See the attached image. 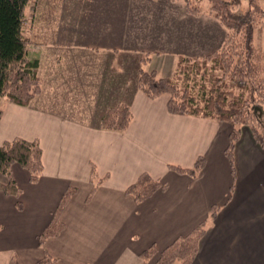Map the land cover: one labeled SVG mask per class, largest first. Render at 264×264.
<instances>
[{
    "label": "crops",
    "instance_id": "obj_1",
    "mask_svg": "<svg viewBox=\"0 0 264 264\" xmlns=\"http://www.w3.org/2000/svg\"><path fill=\"white\" fill-rule=\"evenodd\" d=\"M75 3L70 26L61 16L58 33L50 28L35 33L48 37L28 49L36 55L37 70L42 61L61 66L56 62L62 60L61 74L80 80L91 98L95 91L104 111L116 93L132 119L118 132L34 100L4 105L0 145L15 137L38 140L42 171L31 182L26 169L10 166L21 194L0 190V264H35L45 254L55 262L43 264H153L165 247L203 222L192 264H264V149L250 131L242 128L230 164L225 155L230 124L170 114L167 95L149 99L137 87L129 95V81L115 78L127 76V57L141 52L204 56L220 46L224 28L209 18L195 20L181 0ZM117 55L120 68L113 73ZM85 79L97 83L86 86ZM200 156L204 166L195 176L170 168L191 169ZM142 173L165 189L136 202L125 190ZM7 182L0 173V185ZM69 188L75 192L60 214L62 232L40 245L37 236ZM150 246L157 253L144 262L139 254Z\"/></svg>",
    "mask_w": 264,
    "mask_h": 264
},
{
    "label": "trees",
    "instance_id": "obj_2",
    "mask_svg": "<svg viewBox=\"0 0 264 264\" xmlns=\"http://www.w3.org/2000/svg\"><path fill=\"white\" fill-rule=\"evenodd\" d=\"M181 1L187 14L198 16L202 12L199 6L201 0ZM204 1L209 14L224 28L220 46L204 56L179 57L172 76L159 77L153 70L145 71L141 67L137 71L136 87L149 99L167 95L166 109L170 114L230 124L225 155L232 164V152L244 127L264 149V117L260 112V104L264 101V51L257 49L253 42L254 32L264 18V10L257 0H248L245 14L235 13V8L239 7L242 0ZM29 2L30 0H0V99L19 106L29 105L40 92L38 61L36 55L28 51L35 42L30 41L23 32L25 8ZM2 114L3 107L0 104V118ZM131 119L129 105L119 103L104 111L97 127L121 132L128 127ZM41 155L42 150L36 139L28 141L15 137L4 141L0 145V173L8 182L0 185V190L18 198L21 191L10 175V166L17 163L28 171L29 180L36 182L42 171ZM203 166L204 159L200 156L191 169L170 168L195 176ZM164 189L165 184L142 173L125 193L136 202H141L157 190ZM74 192V188H69L61 197L50 223L37 236L40 245L47 238L62 232L64 225L60 221V214ZM16 206L20 208V202H16ZM216 210V207L211 208V217ZM204 228L205 222L188 234L177 237L159 253L153 264H192ZM156 253L155 247L150 246L139 257L147 262ZM48 262L54 263L55 260L45 254L35 264Z\"/></svg>",
    "mask_w": 264,
    "mask_h": 264
},
{
    "label": "rangeland",
    "instance_id": "obj_3",
    "mask_svg": "<svg viewBox=\"0 0 264 264\" xmlns=\"http://www.w3.org/2000/svg\"><path fill=\"white\" fill-rule=\"evenodd\" d=\"M79 1V0H76ZM197 1V0H196ZM200 1V0H199ZM259 6L264 10V0L256 1ZM79 5V3H78ZM76 6L75 0H30L29 4L25 8V25H24V34L30 39L32 42H37L39 40H48V37H38L42 31L47 30L48 28L59 31L64 26V21L66 25H71V19L73 16L72 7ZM199 6L201 7V13L198 16H195V20H201L205 18H209L212 22H217L212 18L207 10V3L204 0L199 2ZM248 10V0H242L239 7L235 8V13L237 14H245ZM61 16L66 18L64 21L61 19ZM215 24V23H214ZM217 26V25H216ZM254 32V45L257 49L264 51V18L262 22L258 25ZM49 29V30H50ZM223 30V29H222ZM224 31V30H223ZM222 31V32H223ZM38 33V34H35ZM58 33V32H57ZM223 39L221 38L219 42L222 43ZM32 44V43H31ZM33 45V44H32ZM148 54V56H147ZM179 57L190 58L186 56L179 55L172 56L168 54H154L149 52H141L138 55H131L127 57V71L123 73L127 76L125 77H115L118 83L119 80H128L129 81V95H131L132 90L137 86V71L139 68H143L145 71H154L159 77H168L172 76L177 68V62ZM98 65H100V56H98ZM122 57L120 55L116 56V59L112 65L111 71L114 73L117 68H120V59ZM146 58H149L146 60ZM194 58V57H191ZM124 59V58H123ZM93 60V59H92ZM146 61V62H145ZM48 62V63H47ZM51 61H42L43 68L40 71L37 70V76L40 81V92L36 94L32 102L36 101L38 104H42L45 108H55L60 109L65 115L70 116L71 114L77 115L78 118H87L90 121L94 120L98 122L100 119V115L102 111H104V103L100 105L97 101V94L92 93V98L89 95V90H85L86 88L80 87L81 81L70 77L63 76L62 70L64 62L60 60L58 63L61 66H57V64L49 65ZM53 62V61H52ZM55 63V62H53ZM119 64V65H118ZM48 65V66H47ZM80 65V64H79ZM76 66V65H75ZM72 67V66H71ZM50 68L52 71H50ZM110 72V71H108ZM54 74V75H53ZM127 82V81H126ZM79 83V84H78ZM84 85H95L97 83V79L93 81L91 84L88 79L83 81ZM85 90V91H82ZM116 90L114 91V93ZM99 95V94H98ZM111 103H107L106 105L109 107L115 106L119 103L127 102H116V100L121 99L122 95H112ZM96 99V102H94ZM34 100V101H33ZM115 101V102H114ZM7 102L4 99H0V104L2 107ZM95 103V104H94ZM110 104H112L110 106ZM99 107H102L99 109ZM107 108V107H106ZM260 112L262 114V118L264 117V101L260 104ZM99 114V116H97Z\"/></svg>",
    "mask_w": 264,
    "mask_h": 264
}]
</instances>
